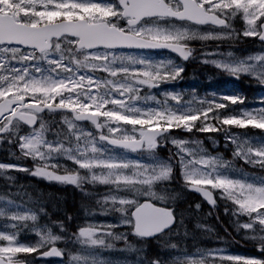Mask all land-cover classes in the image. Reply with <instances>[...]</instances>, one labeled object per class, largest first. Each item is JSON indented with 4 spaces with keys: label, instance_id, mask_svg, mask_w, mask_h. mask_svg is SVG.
<instances>
[{
    "label": "snow or ice",
    "instance_id": "6c2138e0",
    "mask_svg": "<svg viewBox=\"0 0 264 264\" xmlns=\"http://www.w3.org/2000/svg\"><path fill=\"white\" fill-rule=\"evenodd\" d=\"M237 20L242 30L236 29ZM240 36L264 43V0H0V151L34 165L0 163V179L11 182L12 173L24 172L75 186L95 199L101 214H120L115 227L148 238L164 235L175 223L170 182L179 166L184 186L213 209L218 192L224 214L264 253V179L226 174L231 163L209 153L197 138L223 134L234 159L264 171V149L249 147L233 131L251 126L264 133V99L259 110L236 114L227 109L243 104L240 96L157 98L150 90L182 78L183 68L142 55L164 50L186 61L195 57L191 44L199 41L201 63L237 79L250 75L264 86V53L235 63L213 59L222 55L221 43ZM209 42L216 48L209 51ZM165 145L171 146L169 159L156 160ZM114 148L152 159L114 158ZM57 156L69 164L56 162ZM85 185L106 190L89 192ZM40 215L47 212L39 203L25 204L21 211L9 199L0 207V264L63 259L66 250L56 245L64 238L52 229L65 230L64 222L41 225ZM113 227L85 223L71 238L101 248H112L113 237L127 244ZM24 231L37 237L35 243L20 242ZM180 264H264V258L205 250L184 256Z\"/></svg>",
    "mask_w": 264,
    "mask_h": 264
},
{
    "label": "trees",
    "instance_id": "16d2710c",
    "mask_svg": "<svg viewBox=\"0 0 264 264\" xmlns=\"http://www.w3.org/2000/svg\"><path fill=\"white\" fill-rule=\"evenodd\" d=\"M197 81H199L197 79ZM202 83H198L201 86ZM200 97L211 99H216L218 94H196ZM223 96H228L231 94H220ZM236 95V94H233ZM244 98V101H257L261 94H237ZM187 96V95H186ZM261 106V103L258 104ZM247 132H259L258 129H240ZM190 135V134H189ZM219 137V134H214ZM197 137L202 138L203 134H197ZM169 149L170 146H165L162 155L169 159ZM226 157H228L241 171H246L248 173H255L264 176V171L256 167H250L244 164L239 159H234L231 152H225ZM0 160L15 162L20 161L21 164L34 167L33 163L29 160H20L18 156L15 158H10L6 151H0ZM181 181L179 177V168L174 166L173 179L170 182V187L173 190V194L176 196L174 202L169 205L176 212L178 222L173 230V234L168 236L159 237L154 241L142 242V244L137 242H132L137 245L140 251L145 254H149L150 259H157L160 262H168V249L172 244H175L178 250L184 252H190L195 248H206L217 245H226L230 248L233 253L243 254L245 256H261L264 257V253L258 252L256 244L250 240H246L237 230L232 221L231 217L224 214V203L219 202L217 207L213 211H208L206 206H202L198 210H193L192 206L194 202L196 203L198 199L186 193L180 186ZM0 189H6L10 191L19 190L22 194H27L28 198L36 203H39L44 209H46L47 215L51 217H57L62 215L64 219H60L64 223L70 221L68 216L74 214V208L77 201L70 197L69 193H64L66 188H62L58 191L54 188L43 189V186L39 183V178L34 177L29 174H18L13 182H7L0 179ZM68 204H73L68 206ZM40 220L51 219L47 217L39 216ZM206 224L210 226V231H203L201 228L197 227V223ZM3 222L0 221V227H2ZM130 234V233H129ZM242 236V237H241ZM20 242L25 244H32L35 241L32 236L26 231L22 232L20 237ZM131 240V239H130ZM113 243V247L116 243ZM254 253V254H253Z\"/></svg>",
    "mask_w": 264,
    "mask_h": 264
},
{
    "label": "rangeland",
    "instance_id": "374dc122",
    "mask_svg": "<svg viewBox=\"0 0 264 264\" xmlns=\"http://www.w3.org/2000/svg\"><path fill=\"white\" fill-rule=\"evenodd\" d=\"M142 55L150 61L163 62V63L167 64L168 67H172L173 65L178 66L173 61V59L171 57H168V56L156 55V54L153 55V54H146V53H142ZM257 67L259 68L262 66H260L259 63L257 62ZM167 86H168V82H163L158 87L152 88L150 90V93L154 94L157 98H160V99H162V94H167V93L181 95V96H183V98L186 101L191 100L193 97H197L195 94H188L186 96L185 94H181L178 91L168 89ZM197 98H200V97H197ZM242 110L247 111V110H253V109H247V110L242 109ZM241 111H240V113H241ZM233 131H234V133H236L238 135V137L242 141H245L249 147L256 148V149H264V134L257 135V133H248V132L242 131L240 129H234ZM206 141L209 142L208 143L209 146L212 145V147H211V148H213L212 150L217 149L219 145H221L224 148H229L232 150L231 144H229L227 146L225 145L224 136L222 137L221 140H212V139L208 138V135L206 134ZM203 146L206 149L207 146L204 144V141H203ZM206 150L209 153H211L212 155H219L223 160L230 162L221 153L216 152V151L212 152L208 149H206ZM112 151L114 153V158H124V159H133V160L141 159L143 161H148V160L152 159V157L148 156L147 154H144L143 156H138L137 153L126 152V151H123L122 149H116V148H114ZM154 158L156 160H159V161H166V159H163V157L159 156L157 153L155 154ZM55 160L58 163H62L65 165L69 164V162L67 160H64L62 157H59V156L55 157ZM231 165H232V167L227 169L226 174L231 175L233 178H248L250 180L254 179V178L255 179H264L263 176L250 175V174H247V173H244V172L238 170L233 165V163H231ZM15 173H17V172H15ZM12 175L14 176V173H12ZM180 175L182 176V173ZM181 182H182V180H181ZM215 195L219 199L218 192L215 193ZM0 196H3L6 198L4 201H0V207L6 206L9 199L12 201H15L16 205L19 207V209L21 211L24 210L25 204L31 205V201L28 199V197H25L22 193H19L17 191L9 192V191L0 190ZM93 200H95V199H93ZM86 216L89 217L90 220L83 222L82 225L85 223H103V224H107V225H112V226H114L112 228L113 232H114V230H117V229L126 228L125 226L115 227L116 225L121 224V219H120L119 213L111 214V212H107V213L101 214L99 212V210H90L87 212ZM95 218H99V219L94 220ZM240 232L245 237L244 232L242 230H240ZM114 234L126 236V234L122 231L116 232ZM59 236H62V235L59 234ZM67 240H68V238H64V239L57 242V244L63 245L64 246L63 249L66 250L65 251V254H67V260L66 261L54 262V263H39V264H143L141 262L140 258L138 257L137 250L131 245L128 246L127 244H124V243H118L119 246H117V247L107 248L108 252H111L112 255L104 256L98 250L101 247L86 245V244H84L80 241H77L75 239H73L72 241H67ZM115 241L125 242L123 239L115 240ZM205 250H223V252L225 254L236 255V254L231 253L229 248H227L225 246H216L215 248H212V249H196L190 253H179V252H176V250L173 248L169 251V254H171V257H170L171 262H169V264H180V260L184 256L191 255V254L197 253L199 251H205ZM72 256L84 257L85 259L77 261V260L71 259L70 257H72ZM239 256L243 257V255H239ZM254 257H257V256H254ZM257 258H260V257H257ZM34 264H38V263L34 262Z\"/></svg>",
    "mask_w": 264,
    "mask_h": 264
},
{
    "label": "flooded vegetation",
    "instance_id": "af4514ba",
    "mask_svg": "<svg viewBox=\"0 0 264 264\" xmlns=\"http://www.w3.org/2000/svg\"><path fill=\"white\" fill-rule=\"evenodd\" d=\"M235 27L238 30H242L243 29L242 22L237 20L235 22ZM191 46L197 50L194 58H190L187 61L182 62L176 57H174L173 55H171L175 62L182 64V66L184 67L187 73L192 72L191 68H195L199 66L206 67L207 65H213L211 63H201V60L199 58L201 44L199 43V41H193ZM215 48H216V45L213 44L212 42H209L208 50L211 51ZM262 48H263L262 44L257 42L256 39L240 36L238 39L221 43L219 45L218 51L222 55L215 56L213 57V59H217L221 61H231L234 63L240 62V61L246 60L247 58L253 56L254 54L264 53V51L262 52L263 50ZM228 53H231V55L230 56L227 55ZM244 76H247L248 78H250L249 75H244ZM238 85L241 87L238 94H255L253 86L249 84L248 82H244L242 80L241 83L239 84L236 83L233 88L237 89ZM222 92L223 91H217V93H220V94H223ZM257 93L264 94V91H258ZM225 94H234V93H229L227 91Z\"/></svg>",
    "mask_w": 264,
    "mask_h": 264
},
{
    "label": "water",
    "instance_id": "95a60500",
    "mask_svg": "<svg viewBox=\"0 0 264 264\" xmlns=\"http://www.w3.org/2000/svg\"><path fill=\"white\" fill-rule=\"evenodd\" d=\"M155 51H159V50H155ZM174 54H175V53H174ZM176 55H178V54H176ZM187 189H188V188H187ZM188 190H189V189H188ZM189 191H191L192 193H194V194L200 196L201 198H203V196H202L200 193H197V192H195V191H193V190H189ZM203 199H204V198H203ZM204 201H205L206 203H208L206 199H204ZM208 205H209L210 208H212V205H210V204H208ZM173 224H174V223H173ZM173 224L170 225V226H166V228L164 229V231H166V230H168L169 228H171V227L173 226ZM136 236H137V235H136ZM156 236H157V235L153 236V235L149 234V235H148V238H144V239L149 240V239H152V238H154V237H156ZM138 237H139V236H138ZM140 238H141V237H140ZM41 259H44V260H47V259H57V260H60L61 258H59V257H48V258H41Z\"/></svg>",
    "mask_w": 264,
    "mask_h": 264
},
{
    "label": "clouds",
    "instance_id": "9594fccd",
    "mask_svg": "<svg viewBox=\"0 0 264 264\" xmlns=\"http://www.w3.org/2000/svg\"><path fill=\"white\" fill-rule=\"evenodd\" d=\"M81 180L83 181V177H81ZM174 200H175V196H173V202H174ZM204 225H201V224H199V223H197V227H203ZM209 228H210V226H209ZM211 230V229H210ZM113 239L114 240H118L119 239V237H113ZM172 245H174V244H172Z\"/></svg>",
    "mask_w": 264,
    "mask_h": 264
},
{
    "label": "bare ground",
    "instance_id": "6f19581e",
    "mask_svg": "<svg viewBox=\"0 0 264 264\" xmlns=\"http://www.w3.org/2000/svg\"><path fill=\"white\" fill-rule=\"evenodd\" d=\"M254 254V253H253Z\"/></svg>",
    "mask_w": 264,
    "mask_h": 264
}]
</instances>
